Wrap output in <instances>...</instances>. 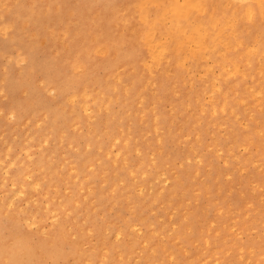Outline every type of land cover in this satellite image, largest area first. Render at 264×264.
<instances>
[{
	"label": "rangeland",
	"instance_id": "rangeland-1",
	"mask_svg": "<svg viewBox=\"0 0 264 264\" xmlns=\"http://www.w3.org/2000/svg\"><path fill=\"white\" fill-rule=\"evenodd\" d=\"M3 3L22 6L14 14L0 9V246L13 248L25 239L35 256L24 264H102L104 258L119 264L117 253L101 252V244H117L113 233L120 228L127 242L146 236L149 246L133 249L147 256L145 264H158L152 245L161 264H173V258L183 264H239L242 258L243 264H261L264 165L250 162L237 144L245 136L257 137L264 121L254 126L236 106L238 119L225 115L221 125L209 113L207 96L199 99L206 113L197 104L198 81L178 78L173 65L168 74L156 71L152 77L144 66L150 60L148 47L143 45L139 59L132 52L141 47L134 38L138 15L136 26L128 28L118 18L123 12L117 15L96 0ZM98 34L103 43L96 45ZM123 49L127 54L120 55ZM25 51L33 57L29 68L20 60ZM76 54L87 60V76L73 69ZM115 63L132 88L127 100L113 77ZM41 67L66 95L45 88ZM86 85L111 98L113 115L94 101L90 117L78 104L74 110L69 94ZM139 92L144 99L138 103ZM12 105L22 109L20 117L10 112ZM110 136L118 137L114 151L122 152L119 160L110 152ZM125 155L128 162L121 160ZM162 170L167 182L159 178ZM133 221L139 231L129 226ZM239 236L244 239L238 241ZM75 247L82 257L71 253Z\"/></svg>",
	"mask_w": 264,
	"mask_h": 264
},
{
	"label": "bare ground",
	"instance_id": "bare-ground-1",
	"mask_svg": "<svg viewBox=\"0 0 264 264\" xmlns=\"http://www.w3.org/2000/svg\"><path fill=\"white\" fill-rule=\"evenodd\" d=\"M96 1H99L100 7L102 6L105 9H108L107 6L109 4H111L112 1L115 4H119L121 0H96ZM33 2H35V1H33ZM126 2H128V1L123 0L122 4L126 3ZM133 2L135 3V1H133ZM136 2L164 4L165 2L166 3H176V2L193 3V2H201V0H139ZM206 2L213 3V4H225L226 5V4H230V3H236V2H238V0H206ZM248 2L255 3V4L259 5L260 0H248ZM79 3H80V1H79ZM20 5L22 6V3ZM77 7L78 6H76L75 8H77ZM225 12H227V9H221L220 15L217 18V21H215L213 24L214 28H215L217 23L219 24L217 41L213 45V49L219 47L222 49V51L213 50V51H210L209 56H200L198 59L193 60V59L189 58V56L187 54H184L183 56H181L180 55L181 49H180L179 45H173L172 47L175 48V51L173 52L172 56L169 58V57H167V54L163 50L162 46L158 47V45H159L158 41L156 43H153L149 39L148 43H146L145 45L148 47V49L150 51V54H149L150 60H144L145 61L144 66L146 65V63L152 64L153 63V56L156 57V60L154 62V68L153 69H147L148 72L150 73V75L153 77V74L156 71L168 74V71H170V70H168V68L171 65H173V67L175 69H177L179 72L177 75L178 78H181L182 80L189 78V80H188L189 83L198 81V91H197V100L198 101H196V102H197V104L199 102L198 105H200L201 110L204 107L203 108V111H205L204 113H206V107L204 106L205 104L200 102L199 99L201 97L207 96L208 97L207 98L208 99L207 104L209 105V108H210L209 113L212 116V118L217 119L220 117H224L225 115H231V116H234L238 119L239 113H238L237 108H236V106H238V108L240 107L241 110L244 111L243 112L244 114L249 115L250 119H252V121H254V126L256 125V127H257L258 124H261L263 122L261 119L262 82H261V71H260V57L256 56V58H255V60H256L255 69L249 70L247 73H245L243 71V66H241L240 72L237 73L234 61H233V65H232V71L227 70V61L225 59L224 54H225V52L228 51L227 42H228L229 36L231 34V27L229 25L228 18L225 16ZM94 13H96V12H94ZM137 18H139V16ZM71 23H73V25L74 24H77V26L79 25L78 24L79 21H72ZM135 23L137 24V21H135ZM145 23H147V22L145 21ZM155 23H156V21L153 20L152 24H155ZM160 23H161V25H163V27L165 29L168 27L167 23H165L164 20H161ZM136 24H135V26H136ZM52 27H53V25H52ZM256 28H257V32H258V25L256 26ZM65 29H66V32L69 33V35H70V33H71L70 25H66ZM130 31H132V30H130ZM157 32H158V30H157ZM101 36H102V34H98L97 37L95 36L96 37L95 38L96 45L103 43ZM135 41L136 40H134V42ZM184 42L187 43V38H185ZM69 47H70V50H72V44H69ZM101 50H103V49H101ZM20 56H22V58L20 60H24V61L28 62L27 68L30 67V64H31V66H33V64H34L33 60H32L33 57L31 56V54L28 51L21 52ZM161 56H165V58L163 60H161L160 59ZM78 57H80L78 54H76L74 56V61H73L74 64L77 62ZM15 58H17V57H15ZM170 60H171V62H170ZM114 67H116V68L114 69L113 77H114L116 82H120V84H122L121 89L127 95L126 96V100H127L130 98V96L132 94V88H131L130 84L127 83L126 80H123L122 73L117 68V63H115ZM40 70L42 71V76H43V78L41 80H42V83L44 84L46 89H48L50 92H54V93H57L59 91V94L66 95V94L62 93L61 88L56 84L57 82H55L54 79H51V77L48 76L45 69H43L41 67ZM88 71H89V69L84 71L82 73V75L87 76L86 74ZM171 72H173V71H171ZM253 77H255V79H253ZM85 83H88L91 85V82L87 79H86ZM148 83H151L149 81V79L147 80V84ZM174 92H175V90H174ZM106 96L107 95H105L104 91L101 90L100 88L96 89L93 86L86 85L82 89L72 90V92L69 94L68 99H70L72 103H73V101H75V103H73L74 110H75V106L78 104L80 109H82L84 111V114L85 113L87 114V117L91 116V115H89V109H90L89 105H90L91 101H94L100 109L104 108V110H108L107 112L109 114L113 115V108H112L113 105H112L111 98H106ZM137 96H138V98H137L138 103L142 102L144 99L143 93L139 92L137 94ZM151 106H153V105L151 104ZM21 110L22 109L19 106H15V105L10 106V112L12 113L15 111V113H16V115L14 116L15 118L20 117ZM218 112L220 114H218ZM254 112H255V114H254ZM208 119H209V117H208ZM25 123H26V121H25ZM158 123H159L158 118H155L154 123H153V128L155 131L159 130V124ZM218 123H220L222 125L221 118L218 121ZM220 124L216 125L215 127L220 126ZM242 124H243V126L245 125V123H242ZM245 128L246 127L244 126L243 129H245ZM255 130H256V128H255ZM96 131H97V129L95 127L93 129L94 134H96ZM256 132L258 134L257 137L245 136V138L247 140L243 141V142L238 141V144H237L239 147L244 146L245 149H248L247 150L248 160L250 162H256V161L260 162L261 161V133L264 132V130L261 127V129H259L258 131L256 130ZM121 137H124V135H122ZM238 139H239V137L236 140H238ZM256 139H258V140H256ZM60 140H61V138H60ZM117 140H118V137H116V136H110L109 137L110 145L113 144V147L111 148L110 152L114 153V156H115L114 160H119V158L121 156L120 153H122V152H120V149L114 151V147L117 144L116 143ZM124 145H125V148L127 150H130L131 145L127 141ZM194 152L197 156H199L198 151L194 150ZM27 154L29 155V153H27ZM121 160H123L124 162L125 161L128 162L127 161V155L122 156ZM244 162H246V161H244ZM90 165H92V163H90L88 165V167ZM260 167H262V165H260ZM260 171H261V169H260ZM130 172L134 174L133 170H130ZM158 175H159V178L163 177V182H167L169 180V178L166 174V171H164V170L160 171L158 173ZM34 185H36V184H34ZM144 187L145 186L140 185L139 186L140 191H144ZM47 204H48V202H47ZM47 204H46V206H47ZM171 214H170V219H171V222L173 223L175 218H173V215L171 216ZM129 226H132L134 229H138V231H139V223L137 221H133L132 224L129 223ZM114 233H115L114 238L117 239V236H119L118 243L113 244V245L102 243L101 244L102 246L100 245L102 247L101 252H106L107 255H112V256L117 253L118 258L122 261V262L119 261V264H132L131 260L135 261L134 264H138V262L141 261V258L143 260V264L146 263V260L143 257L147 258V256L145 254L143 256L141 254H137L135 252L136 249L133 250L134 247L137 248V246L138 247L141 246V248H145V247L149 246V244L146 246V243H145L146 242V239H145L146 236L140 237L141 239H143L142 242H141V240L140 241H132V242L129 241V242H127L126 238L123 240L124 234L120 228H117ZM160 235L161 234L157 233L156 237H160ZM128 250H131V252H128ZM70 251H71V253H75L78 256V258L82 257V255L84 254L83 251L78 250L77 247H75L74 249H71ZM152 251H155V253H153V255L156 259V262L158 264H161L162 259L158 258L159 253L157 251V248L154 247L153 245H152ZM92 254L95 256L98 255V253H92ZM142 254H143V252H142ZM34 256H35L34 248H32V245L28 244L25 239L19 241L18 245L13 246V248H7V247L2 248L0 246V264H1L3 257H6L5 264H10V262H12V264H24L25 262H30L32 260V258H34ZM105 257H106V255H105ZM170 257L173 258L174 255L171 254ZM215 258H216V260L218 259L217 256ZM100 259H102V258H100ZM87 262H88V264H90V261H87ZM99 262H97V263H99ZM100 263H102V264H116L115 259L112 260V262H111V260L108 261V258L102 259Z\"/></svg>",
	"mask_w": 264,
	"mask_h": 264
},
{
	"label": "snow or ice",
	"instance_id": "snow-or-ice-1",
	"mask_svg": "<svg viewBox=\"0 0 264 264\" xmlns=\"http://www.w3.org/2000/svg\"><path fill=\"white\" fill-rule=\"evenodd\" d=\"M19 7L20 5L18 4H0V9L7 10L9 14H14ZM32 7L35 8L37 6L33 5ZM107 7L117 15L123 12L124 15L122 17L118 15V18L128 22V28L132 27L137 15L140 17L141 23L134 30V38L139 40L141 47L132 50L137 59L143 57V45L148 43L150 39L153 43L158 41V47L162 46L169 58L175 51L172 46L179 45L181 49L180 55L187 54L193 60L198 59L200 56H209L210 51L213 50L222 51L219 47L213 49L219 30V24L217 23L215 28L213 24L217 21L220 10L227 9L225 16L228 18L231 27V34L227 42L228 51L224 54L227 61V70L232 71L234 61L237 73L240 72L241 66H243V71L247 73L249 70L255 69L256 56L260 57L262 82L261 119L264 121V0H260L259 5L250 3L248 0H238L236 3L226 5L208 3L206 0H201V2L193 3L176 2L164 4L136 2L110 4ZM26 18L30 26L31 17ZM153 20L156 21L155 24H152ZM161 20L167 23L168 27L166 29L161 25ZM20 23L21 21H16L17 26ZM5 31L7 33V29ZM6 38L7 35L5 36ZM185 38H187V43L184 42ZM127 51V49L121 50L120 55L127 54ZM111 54L110 49L108 55L111 56ZM164 58L165 56L160 57L161 60ZM155 60L156 57L153 56V63H146V68L153 69ZM72 67L78 72H84L87 70L88 62L83 57H78L77 62ZM247 150L245 149V151ZM261 165H264V132L261 133ZM262 171H264V167H262ZM261 179L264 181V176ZM261 192L264 195V188H262ZM262 211H264V201H262ZM262 223H264V216H262ZM261 231V251L264 253V229ZM233 232H235V229H233ZM243 239V236L237 237L238 241ZM117 240H119V236H117ZM241 250L243 251V248ZM33 264H54V262L39 261L33 262ZM149 264H152V262H149ZM173 264H183V262L176 261L174 258ZM239 264H243V258ZM248 264H252V262L249 261ZM261 264H264V261H261Z\"/></svg>",
	"mask_w": 264,
	"mask_h": 264
}]
</instances>
